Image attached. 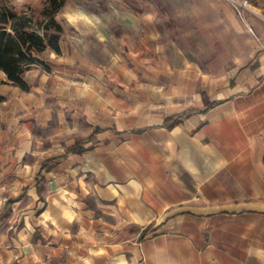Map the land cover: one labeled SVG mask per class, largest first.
Here are the masks:
<instances>
[{
    "label": "crops",
    "instance_id": "obj_1",
    "mask_svg": "<svg viewBox=\"0 0 264 264\" xmlns=\"http://www.w3.org/2000/svg\"><path fill=\"white\" fill-rule=\"evenodd\" d=\"M192 10L222 27L227 67L139 112L87 85L88 43L130 41V10L112 24L70 4L74 34L37 54L29 90L0 70V264H264V0ZM133 224L155 231L120 239Z\"/></svg>",
    "mask_w": 264,
    "mask_h": 264
},
{
    "label": "rangeland",
    "instance_id": "obj_2",
    "mask_svg": "<svg viewBox=\"0 0 264 264\" xmlns=\"http://www.w3.org/2000/svg\"><path fill=\"white\" fill-rule=\"evenodd\" d=\"M70 4H80L103 14L112 24L128 15L129 10L135 14L131 23L136 24V30L129 33L132 34L130 41L121 39L100 44L93 39L86 48L87 85L103 91L106 104L115 102L126 108L136 105L139 112L146 105L160 104L169 91L189 84L192 87V76L186 77L185 73L219 72L227 67L223 62L228 54L222 46L226 38L222 27L220 31L218 26L210 24L208 14L194 16L192 0H69V5L57 14L61 24L69 23ZM47 5V0H0L1 8L6 6L32 17L35 28L44 20L42 10ZM239 8L238 12L243 15L245 8ZM124 30L121 27L115 35L129 37ZM107 115L111 112H106ZM143 230L133 224L119 238L136 236L140 240Z\"/></svg>",
    "mask_w": 264,
    "mask_h": 264
},
{
    "label": "trees",
    "instance_id": "obj_3",
    "mask_svg": "<svg viewBox=\"0 0 264 264\" xmlns=\"http://www.w3.org/2000/svg\"><path fill=\"white\" fill-rule=\"evenodd\" d=\"M48 5L42 10L44 20L35 28L33 19L25 14H19L15 10L4 6L0 7V70L6 72L9 82L29 90V85L23 78L24 73L35 64L41 63L38 53L51 49L57 54L62 52L63 25L58 21L57 14L67 3V0H47ZM42 30V33L40 32ZM205 110L216 104L211 101L206 92H202ZM0 101L2 96L0 95ZM189 113L169 117L166 119L170 127L180 123ZM101 130L97 128L96 131ZM88 148H92L89 146ZM84 148L80 143L68 148V152H82ZM57 163L56 158L47 159L42 169L49 170ZM155 229L145 228L139 239L143 240Z\"/></svg>",
    "mask_w": 264,
    "mask_h": 264
},
{
    "label": "built area",
    "instance_id": "obj_4",
    "mask_svg": "<svg viewBox=\"0 0 264 264\" xmlns=\"http://www.w3.org/2000/svg\"><path fill=\"white\" fill-rule=\"evenodd\" d=\"M233 2H234V4H235V6H236L238 11H241L239 6L243 7V8L249 6L248 0H233Z\"/></svg>",
    "mask_w": 264,
    "mask_h": 264
}]
</instances>
